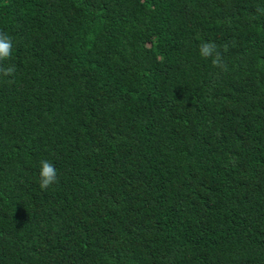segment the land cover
<instances>
[{"label":"trees","instance_id":"16d2710c","mask_svg":"<svg viewBox=\"0 0 264 264\" xmlns=\"http://www.w3.org/2000/svg\"><path fill=\"white\" fill-rule=\"evenodd\" d=\"M258 9L0 0V264H264Z\"/></svg>","mask_w":264,"mask_h":264},{"label":"clouds","instance_id":"9594fccd","mask_svg":"<svg viewBox=\"0 0 264 264\" xmlns=\"http://www.w3.org/2000/svg\"><path fill=\"white\" fill-rule=\"evenodd\" d=\"M264 11V9H258ZM13 43L11 38L0 33V76H13L15 73V66L4 67L2 62L7 60L12 55ZM199 55L204 59L211 58L213 66L220 68L222 71L227 70V64L223 60L221 52L218 50L216 43L203 42L199 46ZM12 81H9L11 83ZM57 170L55 166L48 160L40 161L39 169V187L42 190H47L50 186L57 182Z\"/></svg>","mask_w":264,"mask_h":264}]
</instances>
